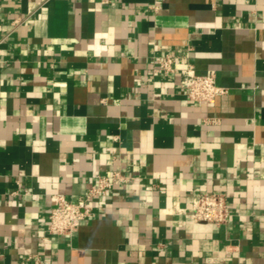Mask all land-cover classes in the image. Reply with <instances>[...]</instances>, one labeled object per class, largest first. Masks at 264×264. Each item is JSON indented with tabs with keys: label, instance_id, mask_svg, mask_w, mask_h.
I'll use <instances>...</instances> for the list:
<instances>
[{
	"label": "crops",
	"instance_id": "obj_1",
	"mask_svg": "<svg viewBox=\"0 0 264 264\" xmlns=\"http://www.w3.org/2000/svg\"><path fill=\"white\" fill-rule=\"evenodd\" d=\"M168 54L228 93L191 102L154 73ZM116 172L95 217L48 234L57 196ZM198 193L227 224L191 220ZM32 256L264 264V0H0V264Z\"/></svg>",
	"mask_w": 264,
	"mask_h": 264
},
{
	"label": "built area",
	"instance_id": "obj_2",
	"mask_svg": "<svg viewBox=\"0 0 264 264\" xmlns=\"http://www.w3.org/2000/svg\"><path fill=\"white\" fill-rule=\"evenodd\" d=\"M21 22L17 20L15 25ZM154 73L157 75L180 73L181 88L191 102L212 104L217 98L228 93L226 88L217 84L215 72L198 75L194 68L178 70L174 67V57L171 54L165 55L158 61ZM130 181L131 178L125 177L121 172H116L111 179L99 176L97 186L86 191L77 202L69 201L64 196H57L50 210L48 234L72 235L78 231L84 221L95 217L96 200L106 198L110 190ZM189 215L194 223H207L217 227L227 224L230 214L226 196L218 193L195 194ZM26 261L43 264L41 258L37 256L29 257Z\"/></svg>",
	"mask_w": 264,
	"mask_h": 264
}]
</instances>
